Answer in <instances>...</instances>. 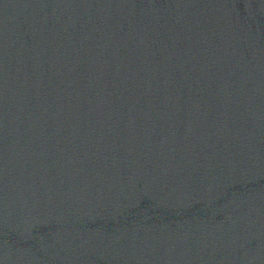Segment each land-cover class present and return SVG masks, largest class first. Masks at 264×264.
<instances>
[{
  "label": "water",
  "instance_id": "water-1",
  "mask_svg": "<svg viewBox=\"0 0 264 264\" xmlns=\"http://www.w3.org/2000/svg\"><path fill=\"white\" fill-rule=\"evenodd\" d=\"M233 0H0V264H152Z\"/></svg>",
  "mask_w": 264,
  "mask_h": 264
}]
</instances>
